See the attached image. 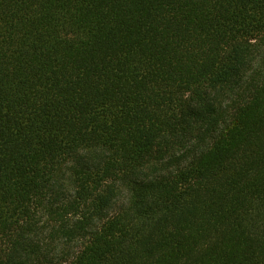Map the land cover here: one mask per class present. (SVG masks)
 <instances>
[{
	"label": "trees",
	"instance_id": "obj_1",
	"mask_svg": "<svg viewBox=\"0 0 264 264\" xmlns=\"http://www.w3.org/2000/svg\"><path fill=\"white\" fill-rule=\"evenodd\" d=\"M0 264H264V0H0Z\"/></svg>",
	"mask_w": 264,
	"mask_h": 264
}]
</instances>
